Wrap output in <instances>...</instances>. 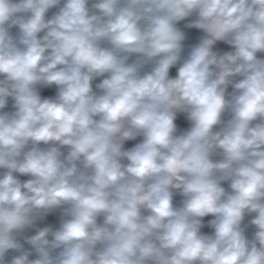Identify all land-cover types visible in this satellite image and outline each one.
<instances>
[{
	"label": "clouds",
	"instance_id": "9594fccd",
	"mask_svg": "<svg viewBox=\"0 0 264 264\" xmlns=\"http://www.w3.org/2000/svg\"><path fill=\"white\" fill-rule=\"evenodd\" d=\"M0 264H264V0H0Z\"/></svg>",
	"mask_w": 264,
	"mask_h": 264
}]
</instances>
